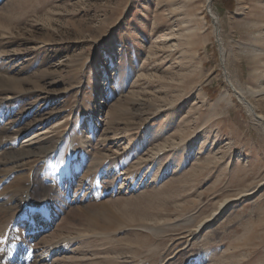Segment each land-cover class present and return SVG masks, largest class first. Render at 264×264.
I'll return each mask as SVG.
<instances>
[{"label":"rangeland","instance_id":"374dc122","mask_svg":"<svg viewBox=\"0 0 264 264\" xmlns=\"http://www.w3.org/2000/svg\"><path fill=\"white\" fill-rule=\"evenodd\" d=\"M0 140V264H264V0H0Z\"/></svg>","mask_w":264,"mask_h":264},{"label":"bare ground","instance_id":"6f19581e","mask_svg":"<svg viewBox=\"0 0 264 264\" xmlns=\"http://www.w3.org/2000/svg\"><path fill=\"white\" fill-rule=\"evenodd\" d=\"M211 12H212V15H214V13H213V11L212 10H210ZM6 97L9 99L10 97H9V95L8 96H5V97H3L1 100H4V99H6ZM247 103H249L248 101H247ZM249 105V104H248ZM250 107V106H249ZM251 108V107H250ZM38 133V132H37ZM42 133V132H41ZM37 136H39V134H34V136H32V138H31V136H30V139L29 140H33V139H36V138H38ZM2 142V140H0V143ZM101 161V160H100ZM3 162V161H2ZM44 166V165H43ZM44 175V174H43ZM46 177V176H45ZM44 180V179H43ZM31 186V185H30ZM35 186V185H34ZM34 188V187H33ZM50 190V189H49ZM50 193V192H49ZM46 194V193H45ZM28 195V194H27ZM31 195V194H30ZM47 195V194H46ZM45 195V196H46ZM49 196H51V194H49ZM42 197V196H41ZM48 197V196H47ZM46 197V198H47ZM25 198H26V196H25ZM24 198V199H25ZM28 199V198H27ZM43 200H42V202L41 203H39V202H34L33 204L32 203H30V205L28 206V209H29V213L30 214H32L31 212H35V211H33V210H37L38 209V212L40 211L41 212V215H40V219H42L43 221H41V220H32V222H31V225H30V227L29 228H27V231H28V234L29 235H32L33 237H35V235L37 234V233H39V232H41V231H43V230H47L46 228L49 226V223H51V222H53V220H54V215H53V213H51L50 212V207L49 206H47V203H45L46 202V200L47 199H45L44 197L42 198ZM45 199V200H44ZM29 201H30V199H29ZM45 201V202H44ZM48 201V200H47ZM31 202V201H30ZM27 203V202H26ZM25 203V205H27ZM41 204V205H40ZM22 205V204H21ZM31 205H36V206H31ZM223 205V204H222ZM213 219V218H212ZM29 220V219H28ZM28 223H29V221H28ZM26 228V227H25ZM13 243V245H12V249L16 252V253H18V256H22V255H24V251H25V247H24V244H21L22 242H15V243H17L16 245H14V241H12ZM55 251V250H54ZM17 256V257H18ZM37 257H40V260L42 261V260H45V259H48L49 258V255L48 254H45V252L44 253H42L41 255H36ZM33 257H35V256H33ZM15 258V257H14ZM38 259V258H37Z\"/></svg>","mask_w":264,"mask_h":264},{"label":"water","instance_id":"95a60500","mask_svg":"<svg viewBox=\"0 0 264 264\" xmlns=\"http://www.w3.org/2000/svg\"><path fill=\"white\" fill-rule=\"evenodd\" d=\"M209 13H210V15L214 18L215 16L214 15H212V12L209 10Z\"/></svg>","mask_w":264,"mask_h":264}]
</instances>
